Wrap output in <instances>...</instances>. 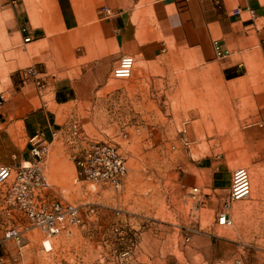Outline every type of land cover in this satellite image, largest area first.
Masks as SVG:
<instances>
[{
	"label": "rangeland",
	"instance_id": "1",
	"mask_svg": "<svg viewBox=\"0 0 264 264\" xmlns=\"http://www.w3.org/2000/svg\"><path fill=\"white\" fill-rule=\"evenodd\" d=\"M101 9L98 0H0V105L14 101L26 82L33 107L55 110L60 131L43 173L50 196L84 214L82 224L59 235L30 228L3 241L0 264H264V19L241 40L218 36L228 49L218 58L212 43L192 48L164 37L153 13L139 7L135 40L121 45L102 29ZM123 53L134 56L133 72L116 79L112 68ZM86 75L82 99L74 101L71 88L69 101L54 102L56 85ZM0 121L4 129L13 116ZM74 121L124 157L118 189L77 175ZM14 129L17 153L29 137L23 121ZM239 166L249 171L251 192L227 208L232 224L218 225ZM213 170L228 189H211ZM1 190L0 227L26 224L8 212Z\"/></svg>",
	"mask_w": 264,
	"mask_h": 264
},
{
	"label": "crops",
	"instance_id": "2",
	"mask_svg": "<svg viewBox=\"0 0 264 264\" xmlns=\"http://www.w3.org/2000/svg\"><path fill=\"white\" fill-rule=\"evenodd\" d=\"M100 2L102 16L100 17L102 29L108 31V39H120L121 45L135 40V33L139 26L132 22L133 13L136 8L144 12L153 13L158 27L157 30L164 37H170L179 45H189L192 48L198 45H207L218 40V36H233L235 41L243 38V32L248 27L254 26L256 21L264 19V2L262 0H98ZM240 9L237 13L235 9ZM104 9L109 10L105 14ZM249 10H253L254 17H250ZM245 14H248L245 17ZM146 22L149 21L145 18ZM148 19V20H147ZM156 30V31H157ZM19 32H31L29 28L20 26ZM151 36V35H150ZM153 36V34H152ZM154 37V36H153ZM245 37V36H244ZM151 40V39H150ZM219 41V40H218ZM29 44V43H26ZM152 41L144 42L143 45L150 46ZM223 47V46H222ZM225 48V47H223ZM228 50V49H227ZM88 76H81L80 81L75 80L72 84H58L51 91L54 102L59 105L69 101L71 88L74 95L73 100L82 99L83 87L88 82L82 80ZM20 91L14 101L8 105H0L1 114L9 113L13 116V122L4 129H0V163L11 164L26 160L28 158L30 142L13 152L14 127L18 121H23L25 134L30 138L36 133H42L47 142L52 143L56 132L60 131L57 123L55 110L43 103L39 107H33L30 94L23 92L27 86L23 82ZM65 85H68L65 87ZM93 92V86H90ZM1 103V102H0ZM1 124V121H0ZM56 131V132H55ZM12 158V159H11ZM203 169L210 170V166ZM215 170V169H214ZM208 175V182L213 191L217 188H229L222 183V178L216 171Z\"/></svg>",
	"mask_w": 264,
	"mask_h": 264
},
{
	"label": "built area",
	"instance_id": "3",
	"mask_svg": "<svg viewBox=\"0 0 264 264\" xmlns=\"http://www.w3.org/2000/svg\"><path fill=\"white\" fill-rule=\"evenodd\" d=\"M239 8L236 12H239ZM105 14L109 10L104 9ZM254 17L253 10H249ZM30 41V36L24 38ZM214 52L218 58L227 55L218 40L214 41ZM135 58L130 53H123L112 68V77L128 79L134 68ZM28 71L34 72L31 67ZM69 139L74 144L73 160L77 175L94 183H102L118 189L127 171L126 161L118 148L104 140L89 138L80 130L77 122L69 125ZM28 158L13 164L0 163V188L5 202L9 205L8 212H17L26 218V224H11L0 227V244L9 239L19 240L22 233L30 228H40L48 236L61 234L71 225H80L84 221L82 209L69 202H62L50 196L49 183L43 173V165L49 155L50 142L42 133H36L30 138ZM192 195L199 199L198 187L192 188ZM251 192L250 174L246 167H236L232 172L231 185L223 207L216 215L218 225L229 226L232 218L227 208L233 201L249 196ZM189 240V237H186ZM2 257L0 256V260Z\"/></svg>",
	"mask_w": 264,
	"mask_h": 264
}]
</instances>
